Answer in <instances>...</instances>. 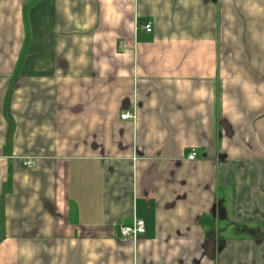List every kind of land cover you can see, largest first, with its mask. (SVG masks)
<instances>
[{
    "label": "crops",
    "instance_id": "crops-1",
    "mask_svg": "<svg viewBox=\"0 0 264 264\" xmlns=\"http://www.w3.org/2000/svg\"><path fill=\"white\" fill-rule=\"evenodd\" d=\"M0 264H264V0H0Z\"/></svg>",
    "mask_w": 264,
    "mask_h": 264
},
{
    "label": "built area",
    "instance_id": "built-area-1",
    "mask_svg": "<svg viewBox=\"0 0 264 264\" xmlns=\"http://www.w3.org/2000/svg\"><path fill=\"white\" fill-rule=\"evenodd\" d=\"M144 29L147 32L152 31V27L150 24L145 25ZM122 120H130L135 119V113L134 112H124L121 115ZM198 157V154L195 150H191V152L188 155V160L195 161ZM34 165V162L27 160L24 162V166L31 167ZM145 233V222L141 219L135 218L130 225H122L119 228V234L122 238L125 239H132L134 241H137V239Z\"/></svg>",
    "mask_w": 264,
    "mask_h": 264
}]
</instances>
